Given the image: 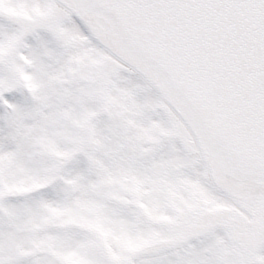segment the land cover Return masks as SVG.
<instances>
[{
  "label": "snow or ice",
  "instance_id": "6c2138e0",
  "mask_svg": "<svg viewBox=\"0 0 264 264\" xmlns=\"http://www.w3.org/2000/svg\"><path fill=\"white\" fill-rule=\"evenodd\" d=\"M0 264H264V0H0Z\"/></svg>",
  "mask_w": 264,
  "mask_h": 264
}]
</instances>
